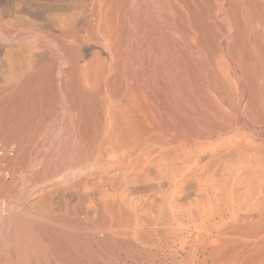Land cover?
Returning a JSON list of instances; mask_svg holds the SVG:
<instances>
[{
  "label": "bare ground",
  "instance_id": "6f19581e",
  "mask_svg": "<svg viewBox=\"0 0 264 264\" xmlns=\"http://www.w3.org/2000/svg\"><path fill=\"white\" fill-rule=\"evenodd\" d=\"M42 148L1 264H264V0H0V182Z\"/></svg>",
  "mask_w": 264,
  "mask_h": 264
},
{
  "label": "rangeland",
  "instance_id": "374dc122",
  "mask_svg": "<svg viewBox=\"0 0 264 264\" xmlns=\"http://www.w3.org/2000/svg\"><path fill=\"white\" fill-rule=\"evenodd\" d=\"M9 145H10L8 147L9 151L6 152L9 155L8 160H10L12 157L14 158L16 156V147L13 146V144H9ZM12 148L13 149L15 148L14 149L15 152ZM45 153L46 152H45L44 148H42V150L40 149V151L36 150L34 153H33V151L32 152L30 151V155L32 154V156L33 155L36 156L34 158V162H33V164H35L36 166L33 165V169H29V170H25V169H22L20 167L17 168V167L9 166L10 161L8 162V160H7L8 170L11 168L8 172L10 175L8 174L9 177L7 176V178L4 179L5 181L2 180L0 182V185L2 183V185L0 186V262H1V259L5 256V254L6 253L8 254V252H6V251H9L11 249L10 241L8 242L7 240L11 237L12 221L15 217L14 214L16 213L18 205H20L22 203L21 202L22 199L25 198V196H26L25 194L28 192V189L31 186V184H29V183H31L30 182L31 177L35 174V172L37 170L42 171L43 169H46L50 166L49 163H46V161H45V158H44ZM11 155H12V157H11ZM42 155H43V157H42ZM35 159H37V160H35ZM44 163H45V165H43ZM44 166H45V168H44ZM40 177H43V175ZM40 177H39L38 181L40 182V184H42L43 182H45L46 178H44V177L40 178ZM3 182L5 183V185L3 184ZM4 187H5V189H4ZM15 205H16V207H15Z\"/></svg>",
  "mask_w": 264,
  "mask_h": 264
}]
</instances>
